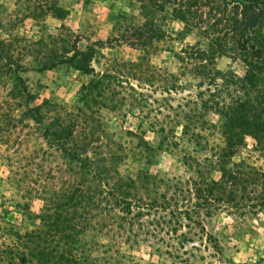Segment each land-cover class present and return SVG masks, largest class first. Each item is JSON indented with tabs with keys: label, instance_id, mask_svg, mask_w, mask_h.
Segmentation results:
<instances>
[{
	"label": "rangeland",
	"instance_id": "obj_1",
	"mask_svg": "<svg viewBox=\"0 0 264 264\" xmlns=\"http://www.w3.org/2000/svg\"><path fill=\"white\" fill-rule=\"evenodd\" d=\"M144 3L150 2L0 0V249L26 246L24 235L42 228L39 215L45 197L54 198L53 193L68 180L70 172L67 169L72 163L59 150L54 132L59 122H74L79 114L77 108L82 104L78 102V96L82 85L96 74L113 75L104 96H93L92 106L83 108L85 115L81 117L88 116L91 125L98 121L117 143L128 149L138 142V138L127 134L128 129L139 137L143 135L152 145L157 144L158 134L148 126L149 121L154 117L159 121L166 120L169 111L162 108V113H156L157 103H152L153 99L176 105L188 93L196 92L199 79L188 74L178 80L186 89L177 88L169 92L164 89L165 75L180 72L176 53L188 45L208 47L200 30L193 28L187 32L184 21L176 17L169 5L163 4L155 11L151 9L146 16L147 22L154 21L155 28L161 32L163 37L160 40L139 47L133 40L121 39L123 35H138L137 26L145 22V14L142 13ZM58 6L66 10L62 17L52 13ZM62 27V31L59 30ZM62 33L67 44L75 43L79 50L97 44V51L89 62L94 72L86 73L66 64L42 67L53 61L57 48L53 43H59L58 35ZM136 64L142 65L144 71H135ZM215 65L237 75L245 72V66L239 59L227 55L218 56ZM17 71L23 78L27 93L15 100L9 95V88L20 85ZM152 72L154 80L149 75ZM128 85L152 103L151 110L137 105L142 103L140 95L134 94ZM96 93H100L99 90ZM123 95L126 99L121 100ZM165 97L171 98L164 100ZM37 106L40 111L34 112L33 108ZM138 117L144 121L143 124ZM204 118L216 127L199 130L202 138L199 147L195 146L196 152H191L193 144L187 148L202 167L205 159L213 158L224 145L218 115L209 112ZM176 130L179 134L178 127ZM73 140L66 139L65 145L69 148ZM87 155H91L90 151ZM178 155L177 150L160 152L149 164L133 161L130 156L119 164V169L123 174H134L147 164L150 173L161 171L162 174L185 178L189 172ZM230 161L231 166H239L242 161L264 173V151L257 147V141L250 135L245 136L242 147ZM203 171L205 176L206 170ZM210 175L217 178L219 172L212 171ZM249 177L257 183L251 182ZM254 178L252 173L247 176L243 193L252 198H248L246 203L264 199V176L257 180ZM241 187L237 185L238 189ZM180 232L188 233L189 240L183 241L179 237L173 241V246H169L158 236H147L146 240H140L139 236V243H136L134 239L125 241V236L114 237L112 232L110 235L113 237L99 232L94 237L95 231H91L89 235H93L92 239L97 242L115 245L107 246L106 252L102 247L94 248L88 264H264V205L246 206L245 210L224 206L204 219L203 229L181 227L178 234ZM43 240L38 238L37 241L42 244ZM166 251L172 254H166ZM9 256L18 263L17 255L8 254V260Z\"/></svg>",
	"mask_w": 264,
	"mask_h": 264
},
{
	"label": "trees",
	"instance_id": "obj_2",
	"mask_svg": "<svg viewBox=\"0 0 264 264\" xmlns=\"http://www.w3.org/2000/svg\"><path fill=\"white\" fill-rule=\"evenodd\" d=\"M147 1L150 3L142 5L145 22L137 26L138 35H123L121 39L133 40L139 47L160 40L163 37L161 32L155 28L154 21L147 22L146 16L151 9L155 11L163 4L169 5L176 17L184 21L187 32L193 28L200 30L208 47L188 45L176 53L180 72L165 75L164 89L167 92L186 89L178 80L188 74L199 79L196 92L188 93L176 105L153 99L152 103H157L156 113H162V108L169 111L166 120L159 121L154 117L149 121L148 126L158 134L157 144L152 145L143 135L139 137L128 129L127 134L138 138V142L128 149L117 143L98 121L91 125L88 116L81 117L85 115L84 109L92 106L93 96H104L113 75L96 74L82 85L78 96V102L82 104L77 108L79 114L74 122H59L54 132L59 150L72 163L67 169L69 178L53 193L54 198L45 197L39 215L42 228L27 232L24 235L26 246L22 248L18 245L15 248L2 247L0 264H88L94 248L102 247L106 252L107 246L115 245L97 242L92 239L93 235H89L91 231H95L94 237L99 232L107 237L125 236V241L134 239L136 243H139V236L140 240L158 236L159 240L173 246V241L179 237L183 241L189 240L188 233L178 234L181 227L203 229L204 219L221 207L245 210L246 206L264 205V199L259 198L254 199L256 203H246L252 197L243 193L248 175L254 174L257 180L264 173L242 161L239 166L230 165V159L242 147L246 135L252 136L257 147L264 151V0ZM65 12L58 6L52 13L62 17ZM64 36L59 34V43H53L57 46L53 61L42 67L66 64L86 73L94 72L89 62L97 51V44L79 50L75 43L68 45ZM221 55L239 59L245 66L244 74L218 69L215 59ZM20 70L24 68L20 67ZM142 70V65L136 64L135 71ZM19 71L16 77L20 85L9 88V95L15 100L27 93ZM149 75L154 80V73ZM128 87L140 95V102L144 103L138 102L137 105L151 110L152 103L133 86ZM96 90L100 93L95 94ZM170 98L165 97L164 100ZM124 99L125 95L121 97ZM33 111L39 112V106ZM209 112L218 115L224 145L213 158L205 159L202 167L197 157L190 153L196 152L195 146L201 144L199 130L216 127L204 118ZM138 119L144 123L140 117ZM68 138L74 139L69 148L65 145ZM189 144L194 146L191 152L187 150ZM175 150L179 153V161L189 172L185 178L162 174L161 171L150 173L147 164L134 174H123L119 169V164L130 156L133 161L149 164L160 152ZM88 151L91 155H87ZM212 171H218L219 176L212 177ZM236 184L242 187L238 189ZM33 238L45 240L41 244ZM8 254L17 255L18 263L14 262V257L9 256L8 260ZM166 254L172 253L166 251Z\"/></svg>",
	"mask_w": 264,
	"mask_h": 264
}]
</instances>
